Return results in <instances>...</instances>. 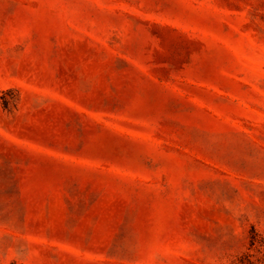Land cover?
Segmentation results:
<instances>
[{
	"label": "rangeland",
	"instance_id": "obj_1",
	"mask_svg": "<svg viewBox=\"0 0 264 264\" xmlns=\"http://www.w3.org/2000/svg\"><path fill=\"white\" fill-rule=\"evenodd\" d=\"M0 264H264V0H0Z\"/></svg>",
	"mask_w": 264,
	"mask_h": 264
},
{
	"label": "trees",
	"instance_id": "obj_2",
	"mask_svg": "<svg viewBox=\"0 0 264 264\" xmlns=\"http://www.w3.org/2000/svg\"><path fill=\"white\" fill-rule=\"evenodd\" d=\"M5 107H6V108L8 107L6 103H5ZM253 242H255L254 238H253Z\"/></svg>",
	"mask_w": 264,
	"mask_h": 264
}]
</instances>
